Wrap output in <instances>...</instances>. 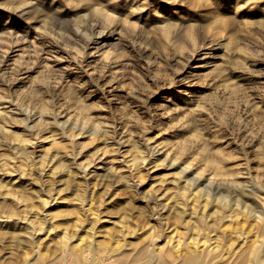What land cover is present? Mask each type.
Segmentation results:
<instances>
[{
	"label": "rangeland",
	"instance_id": "obj_1",
	"mask_svg": "<svg viewBox=\"0 0 264 264\" xmlns=\"http://www.w3.org/2000/svg\"><path fill=\"white\" fill-rule=\"evenodd\" d=\"M0 111V264L93 240L144 264L128 232H183L196 174L231 182L220 233L264 236V0H0Z\"/></svg>",
	"mask_w": 264,
	"mask_h": 264
},
{
	"label": "bare ground",
	"instance_id": "obj_2",
	"mask_svg": "<svg viewBox=\"0 0 264 264\" xmlns=\"http://www.w3.org/2000/svg\"><path fill=\"white\" fill-rule=\"evenodd\" d=\"M3 113H5V112L3 111ZM155 152L162 153V150L158 148L155 150ZM162 154H164V152ZM170 156L171 155L169 152L165 153L166 159L171 158ZM169 165H172V164H169ZM189 165L191 166V164H189ZM189 165L183 167V169H182L183 171L182 170L180 171V169H179L180 173L181 172H183L184 174L188 173L190 171ZM187 175H189V173ZM196 175L197 176H195L194 178L193 177L190 178V179H192V181L190 183L188 182V180H185V179H184V181H182L184 183L182 188H184L185 190L183 189L184 191H182L179 188L182 199H181V201L179 200L180 204L178 203V205H180V206L176 205V207L177 206L180 207V208H177V209H180V211L178 212V210L173 207L175 210H177V212H178L177 214L180 215V217L182 219V222H181L182 226H180V227L183 229V232H181L182 230H179L180 231L179 233L175 231L177 229L176 226L178 223L176 224L175 228L171 227V230H172V228H174L175 230H172L170 232V234L168 233L163 241L161 239L162 238L161 229L159 228L160 230L158 229V231L156 232L155 228L153 227V224L152 225L150 224V226H148V228L146 230L141 231V233H137L138 232L137 230H133V232H128V233H133L136 236L135 241L132 244L136 245L138 243H142L144 247H140V249H142V250L145 249L147 254H148L147 261L144 264H151V263L152 264H235L238 257H240L243 254L244 248L249 247V246L245 247V245L248 242H251V247L249 249V253L251 255H254L253 258L255 257L254 260H252V262L249 264H264V236L256 235L257 241L255 239V235L252 236L253 238L250 236V240H249V237L244 236V234L242 233L243 231H246L244 228H243L244 230H242V231L240 230L241 232H237L238 230L235 227H234V229H236L237 231L234 230V231H236V232H234L232 230L235 233L234 236H231L229 234L231 232L230 229H227V232H226L227 235H224L223 233H220V230L218 231V229L216 227L217 226V222H216L217 220L215 221V219H214V221L210 222V220H213L212 218H214L211 216V214H214V212H220L219 216H220L221 220H226L229 217L227 214L224 213V211L221 210L222 206H220L219 211L218 210L212 211V209H211L212 212H208L209 209L207 211V208H208L207 206H209L211 202L216 200L215 197L217 194H219V196L223 195V194H220V193H222L221 189L223 190L224 187L228 188V186L232 187L230 180L222 177L221 179L218 178L220 180L218 181V179H217L218 182L216 181V183H215L214 182L215 179L213 180V178L208 177L204 180L208 183V184H206L207 190L205 192H203L201 190V192H202V194H201V192L199 193V190H197L196 192H193L194 191L193 189H195L199 185L203 184V183H201V181L203 182V178L205 176L203 177L202 174H196ZM185 178H187V177H185ZM188 178H189V176H188ZM190 179H189V181H190ZM202 188H200V189H202ZM204 189L205 188H203V190ZM187 191H188V193H187ZM223 191H225V190H223ZM190 196H193L191 201H190ZM165 197H167V196H165ZM194 197H195V199H194ZM200 197L204 198V200H203L204 203H202L203 202L202 201L201 202L202 206H200V208H198L196 206V201H198ZM155 198H156V196H155ZM171 198L172 197L164 198V200L165 199H171ZM178 198L180 199V197H177L176 199H178ZM212 198H213V200H212ZM217 198H218V196H217ZM224 198H225V196L222 198V200ZM160 199H163V198H159V200ZM193 199L195 201H193ZM218 200H219V198H218ZM175 201H178V200H175ZM199 202H200V200L197 203H199ZM161 203H162V201H161ZM176 203L177 202H175L174 205ZM221 203H222V201H221ZM213 204H216L215 201ZM164 205H165V203H164ZM164 205L160 208V210L157 211V212H159V213H157V215L159 217L161 216L162 219H163L162 215L166 211L169 210V207L167 210H164L165 209ZM224 206H226V205L224 204ZM213 207H216V205L215 206L213 205ZM218 208H219V206L217 207V209ZM89 214L92 215V213H89ZM178 215H177V222L180 220L179 219L180 217L178 218ZM209 217H210V220H209ZM230 218H229V220H230ZM149 219L151 220L152 216L149 215ZM216 219H219V218L216 217ZM257 219L255 218L254 222ZM245 220L243 221L244 224L246 222ZM222 222L224 223V221H222ZM156 223L159 225L161 224L160 222H156ZM249 223H250V220L247 224L248 226H249ZM164 224H165V222H164ZM241 224H242V222H240V225ZM244 224L241 226L244 227ZM166 225H168L167 222H166ZM224 225L222 227H224ZM229 226H228V228H229ZM253 226L257 227L256 225H253ZM159 227H161V226H159ZM167 227H165V228H167ZM218 227H220V229H221V226L218 225ZM236 227H240V226L237 225ZM152 228H154V229H152ZM246 228H247V226H246ZM240 229H242V228L240 227ZM249 229H250V227H249ZM249 229H248V231H249ZM223 231L225 232V229H223ZM218 232L222 235V237H220V235H218ZM246 232H244V233H246ZM211 233L212 234L214 233L215 236H213L214 234L211 235ZM234 233H232V235ZM255 234H257V232ZM251 238H252V240H251ZM68 240H69V237L66 238V241H68ZM253 240H254V243H253ZM93 241H91L89 244H87L83 249H78V248L72 246L71 243L70 244L66 243L60 247L59 253L45 254V253H42L38 250L37 251V257L34 260L28 259L27 261H25V264H108V262H106L107 259H110V261L113 259L116 260L118 257H125V255H126L125 251L121 247H119L120 242L118 240L114 241L116 244V245L114 244L115 246L114 245L109 246V250L106 251L105 254L102 252H99V250L95 249L94 243L96 242V240L94 243H93ZM96 243L98 244L99 248L105 246V244L100 242V240L97 241ZM135 249H136V247H133V249H130V250L134 251Z\"/></svg>",
	"mask_w": 264,
	"mask_h": 264
}]
</instances>
